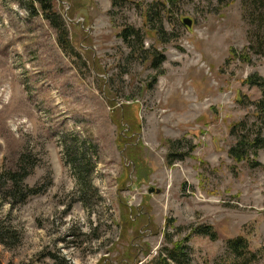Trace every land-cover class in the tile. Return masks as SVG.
Masks as SVG:
<instances>
[{"label":"rangeland","instance_id":"obj_1","mask_svg":"<svg viewBox=\"0 0 264 264\" xmlns=\"http://www.w3.org/2000/svg\"><path fill=\"white\" fill-rule=\"evenodd\" d=\"M128 1L110 17V0H54L72 46L65 54L40 15L0 0V172L28 154L36 165L25 184L41 189L0 206L21 237L0 244V264H148L165 233L187 242L191 264H230L227 241L239 237L264 264V149L242 162L228 154L231 127L256 122L240 99L260 95L245 81L264 78V59L230 55L247 46L240 0H176L162 36L144 18L157 0ZM126 25L148 53L124 45ZM63 133L98 146L90 208L77 201ZM177 139L187 155L167 166L166 143ZM206 227L215 241L194 232Z\"/></svg>","mask_w":264,"mask_h":264},{"label":"trees","instance_id":"obj_2","mask_svg":"<svg viewBox=\"0 0 264 264\" xmlns=\"http://www.w3.org/2000/svg\"><path fill=\"white\" fill-rule=\"evenodd\" d=\"M212 2L213 0H207ZM218 5H226L230 0H215ZM19 8L25 10L31 16L40 15L46 20L50 27L56 32V42L65 54H71L72 46L69 40V33L62 17L54 9V0H13ZM111 11L109 16L113 17L114 11L122 10L128 0H110ZM176 0H157L148 5L144 18L147 22H159L154 24L153 30L158 36L163 34V17L172 12L176 6ZM242 19L247 25V46L240 54L231 50L230 55L241 63H250L253 57L264 59V0H240ZM161 34V35H160ZM118 37L130 52H147L144 50V35L133 27L126 25L121 29ZM152 57V61H153ZM163 63V59L153 65L157 70ZM245 84L250 88H255L260 98L256 101H248L241 98L240 102L246 100L253 107L255 124L248 129L247 123L240 122L233 125L230 135L235 138V144L230 148L228 154L235 162H242L257 157V152L264 149V78L253 75L249 77ZM243 131V134H242ZM240 132V133H239ZM239 134L243 135L240 136ZM59 144L62 148V155L65 164L70 168L78 189L77 201L85 208H90L97 191L92 185V175L94 173L96 160L99 157V149L94 141L81 139L73 134H61ZM184 139L169 140L166 143L167 154L165 163L172 166L176 161H182L187 153H182V143ZM194 147L190 148L193 151ZM252 156V157H250ZM36 165V161L28 154H23L18 158L16 166L10 170L0 172V206L7 204L10 208L23 205L26 201L40 194L39 187L30 188L25 184ZM181 230V229H180ZM196 234L209 238L212 241L217 239L216 233L211 227L201 228L194 231ZM20 235L12 228L5 219L0 217V244L6 248L19 245ZM186 241L172 242L170 235L165 233V243L160 248L157 256L148 264H191L187 254ZM227 250L230 253V264H254L257 261L255 253L249 250L245 239L239 237L227 241Z\"/></svg>","mask_w":264,"mask_h":264},{"label":"water","instance_id":"obj_3","mask_svg":"<svg viewBox=\"0 0 264 264\" xmlns=\"http://www.w3.org/2000/svg\"><path fill=\"white\" fill-rule=\"evenodd\" d=\"M182 23L185 25V26H187V27H190L191 26V21L190 20H188V19H183L182 20ZM150 193L152 192V190H150L149 191ZM158 193V192H157Z\"/></svg>","mask_w":264,"mask_h":264}]
</instances>
